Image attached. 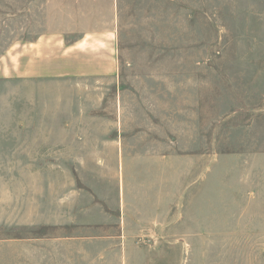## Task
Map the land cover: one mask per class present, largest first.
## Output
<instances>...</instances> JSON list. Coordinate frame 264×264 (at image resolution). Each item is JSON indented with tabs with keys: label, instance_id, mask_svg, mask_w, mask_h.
<instances>
[{
	"label": "rangeland",
	"instance_id": "obj_1",
	"mask_svg": "<svg viewBox=\"0 0 264 264\" xmlns=\"http://www.w3.org/2000/svg\"><path fill=\"white\" fill-rule=\"evenodd\" d=\"M111 23L116 74L58 77ZM98 256L264 264V0H0V264Z\"/></svg>",
	"mask_w": 264,
	"mask_h": 264
},
{
	"label": "crops",
	"instance_id": "obj_2",
	"mask_svg": "<svg viewBox=\"0 0 264 264\" xmlns=\"http://www.w3.org/2000/svg\"><path fill=\"white\" fill-rule=\"evenodd\" d=\"M113 28L114 25L111 23L106 34L93 32L91 35H83L81 40H77L76 43L67 48H62V44L66 45V40L59 35L55 36L58 77H110L115 75L119 67ZM83 239H91L95 243L99 237L68 236L69 260L78 261L79 257L88 254L87 250H81L77 245L82 243ZM97 259L93 261V264L101 263L100 260L102 259L99 256Z\"/></svg>",
	"mask_w": 264,
	"mask_h": 264
}]
</instances>
